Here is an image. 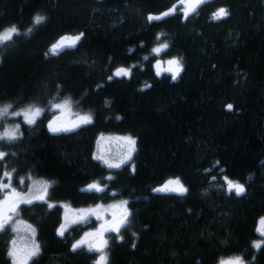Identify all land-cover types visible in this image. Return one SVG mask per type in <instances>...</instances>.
<instances>
[{"label": "trees", "instance_id": "16d2710c", "mask_svg": "<svg viewBox=\"0 0 264 264\" xmlns=\"http://www.w3.org/2000/svg\"><path fill=\"white\" fill-rule=\"evenodd\" d=\"M220 8L229 15L214 20ZM183 10L179 0H0V33L20 31L0 44V110L21 114L17 138L0 139V180L11 173L16 190L23 178L45 180L57 205L17 210L37 232L40 252L29 264H96L99 253L74 245L98 221L64 231L59 204L120 200L129 215L109 235L107 264H264V245L254 246L264 218V0H207L187 18ZM36 16L45 19L35 24ZM173 59L182 66L175 80L156 74ZM120 68L130 75L114 76ZM62 101L91 122L53 132ZM30 107L43 108L34 124L21 113ZM0 118L1 133L11 120ZM102 135L134 138L133 160L113 169L98 160ZM177 178L185 193L157 191ZM225 178L245 192L229 193ZM95 182L103 191L86 190ZM14 237L11 222L0 230V264H13Z\"/></svg>", "mask_w": 264, "mask_h": 264}, {"label": "rangeland", "instance_id": "374dc122", "mask_svg": "<svg viewBox=\"0 0 264 264\" xmlns=\"http://www.w3.org/2000/svg\"><path fill=\"white\" fill-rule=\"evenodd\" d=\"M181 6L184 8L183 4H181ZM69 45H71V39L65 40L64 46L61 48L68 47ZM159 65L161 69L160 73L166 72L172 75L171 72L163 71V69H167L169 67L168 61H160ZM58 105H60V107H56L55 110H57L59 113L55 117V119L51 122V127L61 129V131L58 132L64 131L63 129L72 130L76 128L77 123L80 121L79 118L82 116L75 115V112L72 107V103L69 101H62ZM37 108L40 109V114L38 116L33 117L36 122V120L42 115L43 108L30 107L28 109H23L22 110L23 112L21 113L23 114L25 112H29L30 109L34 111ZM14 113H20V112H14ZM14 113L7 112V114L5 115H0V117L5 116L7 118H10L11 120L6 124L4 131L1 132L0 134H3L5 131H11L17 128V126L14 124L15 122L13 119H17L16 116L18 115H14ZM29 115H31V113H29ZM1 119L2 118H0V120ZM23 119L24 122H26L24 115H23ZM124 137L126 136L102 135L97 142L96 158L102 157V159H98V160L102 161L108 168H110L108 166L109 164H119L120 165L119 167H122L130 163L134 158L136 146H135V151L131 152L130 158H128L129 145L123 139ZM105 161H107V163H105ZM119 167H111V168L113 169ZM22 183H23L22 190H16L11 188L5 195V197L7 196V200L5 199V197L2 200H0V224L3 225L2 227H0V230H2L8 223L11 222L15 233V237L10 249V252L15 253V255H10L11 259L13 260V264H29V262L34 257H36L40 252V246L37 240L36 229L29 223L21 220L20 218H17L18 208L23 204H30L26 202L29 200L31 201V203L42 201V202H49L52 207L57 206L56 204H53L48 200L49 189L51 186L49 182L29 176L27 178H23ZM93 184L103 189V186L99 182H95ZM90 186H88L86 190L97 191L94 188H90ZM174 186L175 185H169V187H174ZM226 188H227V184H226ZM13 190L17 195H11ZM40 197H43V199H40ZM124 202L126 201L120 200L118 202H113L108 205L99 204L94 207L80 208V209L73 208L65 203L59 204V206H61L63 210L62 229L64 231H67L71 227L83 223L89 219H95L96 221H98V226L95 229L88 230L82 236V238L78 240V242H80L81 240L86 241V243L82 244L80 247H84L89 251L99 253L96 264H100L101 255H105L106 264L108 262L107 246H108L109 235L113 233L118 234L117 232L112 231V227L113 225L119 223V221L124 218L125 211L129 213L127 203L125 204ZM122 227L123 226L120 227V230L122 229ZM257 243H260L262 247L264 245V236H262L261 239H258L255 242V244ZM37 246L39 248L38 253L36 255H30V253H32L37 248ZM260 248H256V249H260ZM234 258L226 259L225 261ZM240 258L242 259L243 264H245L244 259L242 257Z\"/></svg>", "mask_w": 264, "mask_h": 264}, {"label": "snow or ice", "instance_id": "6c2138e0", "mask_svg": "<svg viewBox=\"0 0 264 264\" xmlns=\"http://www.w3.org/2000/svg\"><path fill=\"white\" fill-rule=\"evenodd\" d=\"M180 4L184 5V10H183V15L185 18H187L190 14L195 13L197 11V9L204 3L207 2V0H179ZM174 6L173 9H171L169 11V13H164L163 15H168L171 12L175 11L176 7ZM229 15L228 11L224 8H220L218 11H216L213 14V19L214 20H221L226 18ZM162 17H149V20L152 19H159ZM45 17L43 16H36L34 18V23L35 24H40L44 21ZM32 29H29L28 31L30 32ZM25 35H27V33H24ZM20 35V31L19 29L13 25L11 28L6 29L5 31H3L2 33H0V44L5 43L7 41H11L13 40L14 36ZM83 34H80V36H77L75 38H69V37H65L63 38V40L57 44V45H53L52 49L50 50L53 54H56L57 51L64 46V41L65 40H69L71 39V45L69 46H74L75 43L81 38ZM159 39V37H157ZM168 45L167 44H163L160 47H156L153 49V52L156 53L157 55L161 53V51H163L164 49H167ZM147 59V58H146ZM169 67L167 69H163V71H167V72H171L172 73V79L175 80L181 73L182 71V66L180 64L179 60L173 59L168 61ZM157 68V75H160L161 69H160V65L159 63H157L156 65ZM130 75V69H124V68H120L118 69L115 73L114 76L116 77H120V76H128ZM111 79V77H110ZM146 87H150V85H147ZM67 103V102H66ZM57 107H60V105H57ZM227 108L229 110L232 109V105L229 104L227 105ZM8 112V107L3 108L2 110H0V115H5ZM29 113H31V115H29ZM40 114V109H35L34 111H32L31 109L29 110V112H25L23 113L25 120L28 124H33L35 123V119L33 117L38 116ZM14 115H21L20 113H14ZM80 123L83 124H87L91 122V117L90 116H82L79 118ZM79 126V125H77ZM51 128V130L53 132H58L61 131V129L59 128H52L51 125L49 126ZM64 131H70L71 129H63ZM19 131V126H17L16 129L11 130V131H5L3 134H0V139H9V140H14L17 138V133ZM127 144L129 145V157L130 158V154L131 152L135 151V146H136V140L131 138V137H124L123 138ZM7 154L4 152H0V161H2L4 159V157ZM97 159H102V157H97ZM105 163H107V161H105ZM110 168L111 167H119V164H109L108 165ZM3 176L7 179L8 183H4L3 180H0V191H3L4 189H10L11 188V180H12V174L9 172H5L3 173ZM215 179V178H214ZM226 179V183H227V190L229 193H231L232 191H235V194L237 196L242 195L245 192V187L244 185L238 183V182H233L231 180ZM169 185H175L174 187H169ZM90 188H94L97 191H103V189L99 188L97 185L93 184L90 186ZM157 191H174V192H178V193H185L187 191V189L181 184L180 180L177 178L176 180H170L168 182L167 185H165L163 188L157 189ZM11 195H17L15 193V191L13 190ZM5 199L7 200V196L5 197ZM40 199H43V197H40ZM28 203H31V201H26ZM125 204L127 202H124ZM129 215V213L127 211L124 212V218L121 219L119 221V223L113 225L112 227V231H115L117 233H119L120 231V227L123 226L126 221H127V216ZM259 227L257 229L258 232H260V234L262 236H264V218H261L259 221ZM3 225L0 224V227H2ZM103 227V226H102ZM61 235H63V230H61L60 232ZM86 243L85 240H81L80 242H78L76 245H74V249L77 247H80L82 244ZM106 243V242H105ZM256 248H260L261 244L257 243L254 245ZM100 250V249H98ZM39 251V248L37 246V248L30 253V255H36ZM9 255H15L14 252H10ZM100 264H106V256L105 255H101L100 256ZM220 264H243V261L240 257H236L234 259L231 260H221Z\"/></svg>", "mask_w": 264, "mask_h": 264}]
</instances>
